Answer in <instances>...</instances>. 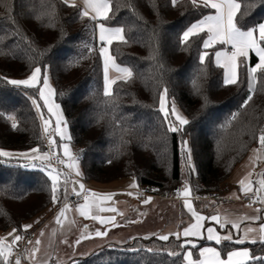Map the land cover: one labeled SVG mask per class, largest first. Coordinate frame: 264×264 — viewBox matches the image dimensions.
<instances>
[{
    "label": "trees",
    "instance_id": "trees-1",
    "mask_svg": "<svg viewBox=\"0 0 264 264\" xmlns=\"http://www.w3.org/2000/svg\"><path fill=\"white\" fill-rule=\"evenodd\" d=\"M237 1L243 13H238L241 28L264 22V0ZM75 4L0 0V149H46L38 110L43 101L40 85L10 81L30 75L36 67H49L83 180L101 186L134 178L139 187L158 195L173 191L189 177L199 196L224 192L233 170L259 145L264 132V71L258 70L255 79L250 73L257 57L241 59L238 83L226 85L224 68L214 58L223 45L203 49L205 33L187 45L181 43L182 33L212 8L202 3L194 7L189 0L175 6L170 0H111L109 18L99 21L124 29L127 43L113 40L110 51L119 65L132 69L133 76L115 80L111 95H105L97 22L82 16L83 6ZM204 51L209 55L201 61ZM164 88L189 121L180 132L168 131L160 110ZM184 141L195 172L183 168ZM59 188V200L53 203L51 178L44 168L0 157V232L15 228L23 237L30 229L23 227L27 220L64 202L62 179ZM205 244L216 245L222 257L241 247L253 257L264 256V243L217 244L202 239L192 247L194 258ZM187 247L174 238L137 236L65 264H187ZM13 261L0 258V264ZM247 264L264 262L253 259Z\"/></svg>",
    "mask_w": 264,
    "mask_h": 264
},
{
    "label": "snow or ice",
    "instance_id": "snow-or-ice-1",
    "mask_svg": "<svg viewBox=\"0 0 264 264\" xmlns=\"http://www.w3.org/2000/svg\"><path fill=\"white\" fill-rule=\"evenodd\" d=\"M62 2L66 6L71 7H77L75 4V0H62ZM173 6H175L179 0H170ZM189 2L194 7H199L200 3H202L205 7H210L215 11L214 15H208L200 19L199 21L191 24L182 33L181 36V43L184 45H187L188 42L193 37L200 36L201 33L207 34V39L203 41L202 47L203 49H208L216 44L221 45H231L232 51L229 54L227 51H217L215 52V62L218 66L226 69L227 75L225 79V84H236L238 83V77H237V67H238V59L240 57L247 58L250 50H255L257 56L259 57V63H257L254 67L250 68V73L253 74V79H255V74L258 70L264 71V23H261L259 25L243 29L238 25V13L243 15L241 13V4L237 2V0H189ZM84 9L82 11V16L84 17H90L92 20H97L98 17H103L104 19H108V13L111 11V0H84ZM99 39L102 42H106L107 44H112L113 40H118L123 43H127L126 37L124 35V29L122 27H117L114 29L106 28L103 23L99 24ZM101 53L104 56L105 59V78L107 80V69L109 62H112L113 65L117 68V71L122 72L124 75L120 77V79L128 80L133 76V72L131 68L128 67H120L118 65L114 64V58L109 55V50L107 47L101 48ZM209 53L207 51H204L201 55L200 59L201 61L204 60L205 57H207ZM40 74L41 69L39 67H36L34 71H32V74L24 80H11L10 83L13 85H26L30 87H36L40 84ZM115 83L114 80H107V86L105 90V95H111V87L112 84ZM44 89L47 90L48 95H45ZM54 90L50 87L47 77L45 76L43 79V89L40 90V96L44 98L45 104L48 106V112L53 113V109L55 108L56 115V128L54 130V133H51L50 135H54L55 133H59L62 138L70 139V137L66 136V130L61 128V124H66V121L63 120L62 115H60L59 112V105H54L51 103V95ZM167 88L163 89V94L160 97V110L163 112L164 118L168 121L167 128L170 132H180L182 131V127L184 125H187L189 121L183 117L176 109L175 104L173 102L171 109L165 107V98L167 97ZM251 96L248 97V100H251ZM35 104L36 101H33ZM246 106V105H245ZM174 117V119L170 118ZM10 119H12L10 117ZM45 125V132L48 131V125L49 120H44ZM14 128L16 127L15 122H13L12 125ZM259 144L261 146H264V132H261L258 137ZM51 144H55V140L52 139L50 141ZM63 147V156L67 157L68 159L72 160L74 157L72 156V153L69 150V145L67 143H64L62 145ZM183 150L187 153L188 159L190 161L191 159V149L187 148V141L183 142ZM39 149L34 148L31 149V153H38ZM55 156V159L60 164H65V160L61 159L59 155H56L55 153L52 154ZM13 156H19V157H27L30 160H44L48 161L52 157L49 155V153H44L42 156L32 155L30 153H13L9 151H5L3 149H0V157H13ZM67 167L69 168H75L76 165L74 163L67 164ZM189 167L191 165L189 164ZM55 173V174H54ZM79 174V173H77ZM48 175L51 178V191H52V200L53 203L58 202L59 196L57 193L60 191L59 185L60 180L59 177L61 175H66L63 172L58 171L57 169L53 168L51 164L48 165ZM249 176H251V173H249ZM246 181H248L246 183ZM67 179L64 181L65 185V198L67 194ZM78 183V182H73ZM240 185L242 186V190L247 193L252 191L251 184L252 182L249 180V177H245L241 181H239ZM260 185L262 188H264V180L260 181ZM79 188L82 190L81 192H77L75 188H73V195L80 196L83 195V199L85 203L78 205L77 210L79 211L81 216L89 217L91 213V209L93 206L98 207L99 206V198L103 196L104 200H108L111 198L113 194H100L96 193L94 191L88 192V194H83L84 185L79 184ZM190 194L189 188L186 186L183 190V195L187 198ZM131 195V193H129ZM151 200V197L146 199L144 203H148ZM185 204L188 208V210L192 213V215L195 217L196 222L191 224L188 228H185L183 230V236L184 237H195L201 235V229L203 227L202 222L206 219L204 216L197 213L190 200L185 199ZM69 209V205L67 203H64L63 208L61 209L57 220L59 222L60 217H63L65 212ZM104 209H100V211H103ZM111 211L116 212L117 210L115 208L111 209ZM91 218L94 220H99L101 224L105 223V219L97 216V215H91ZM211 220L220 222V217L218 216H212L210 217ZM109 221H115V216L109 217ZM225 223H232L230 221L225 220ZM115 226V225H114ZM236 228H239V224H234ZM24 229H28L31 227V225H25L23 226ZM87 227V226H85ZM16 230H13L15 232ZM255 231L254 229H247V232ZM261 232H264V225L261 226L260 229ZM207 236L206 238L208 240L215 241L217 244H219L222 240H232L231 235L223 236L216 234V230L214 228H207L206 229ZM246 232V234H247ZM8 235L13 236V239L11 243L7 242L6 238H0V258H2L5 262L9 261V257L12 256V247L16 242L20 241L22 239L19 235H13V233H9ZM107 235V231L100 232L96 231L95 236H105ZM177 235V238H179V234ZM91 238V236H82V239ZM161 240H168L169 236L164 235L160 237ZM81 241L77 240L76 243L79 244ZM238 243H243V240L236 241ZM252 243H264V238H261L259 241L253 240ZM29 243H32L29 241ZM36 248L35 251H39V241L36 242ZM191 241H186V244H190ZM149 252H151V249H148ZM169 255H177L176 253H169ZM200 255L204 257L202 261H200V264H247L248 261H251L253 259H257L261 262H264V256L262 257H253L249 250H237L227 253V259L221 258V253L216 248H203L200 252ZM192 253L189 251L187 253V261L188 264H195V262L192 260ZM15 264H20V259L16 258Z\"/></svg>",
    "mask_w": 264,
    "mask_h": 264
},
{
    "label": "rangeland",
    "instance_id": "rangeland-1",
    "mask_svg": "<svg viewBox=\"0 0 264 264\" xmlns=\"http://www.w3.org/2000/svg\"><path fill=\"white\" fill-rule=\"evenodd\" d=\"M99 46L107 47L109 50V55L113 57L110 51L109 44L105 42L103 45L99 44ZM103 60H104V67H105L104 56H103ZM114 64L120 67H127V66L119 65L115 61V59H114ZM40 69H41L40 84H39L40 90L43 89V79L46 76L50 87L54 90L51 95V103L54 105H58V103L55 100V89H54V83L51 77L50 69L49 67H46L45 69H42V68ZM114 69H117V68L113 65L112 62H109L108 69H107V80L115 81L124 75L122 72H119L118 74H114L115 73ZM111 72H112V76H111ZM30 75L26 77H22V78H12V80H24V79H27ZM107 80L105 78V87L107 86ZM111 90H112V87H111ZM44 91H45V95L47 96L48 95L47 90L44 89ZM42 99H43L42 104L38 103V110H39V113L41 114L42 125L45 126L44 120H49V125L53 124L56 127V124H55L56 115L53 114L55 113L56 110L54 108L53 113H49L48 106L45 104L43 97ZM172 104L173 102L170 101L167 95V97L165 98V107L169 108L170 110ZM175 107L177 111L183 117L186 118V116L182 113V111L176 105ZM59 112H60V115H62L63 120L66 121L61 108H59ZM170 118L174 119V117H170ZM61 128L66 130V136L69 137V130H68L67 122L66 124L62 123ZM52 139L55 140V143L60 144L61 153L58 155H61L62 159L65 160V165H66L65 169H57V170L66 174V175H61L59 177V180L62 179L65 181V179H67L68 181L67 183V193L68 194L65 198L66 200L67 198L71 197V195H73V188H75L76 191L79 189L80 181L82 182V184H84V180L82 177V165L79 160L77 152L74 150V148L68 141L69 139L62 138L59 133H57ZM52 139H50V141ZM64 143H67L69 145V150L72 153V156L74 157V159L70 160L67 157L63 156L62 145ZM34 148H38L39 152L31 153V149H34ZM31 149L22 150V151L9 150V149H3V150L13 152V153H30L32 155H37V156H42L44 153H48L46 149L41 150L39 147H33ZM253 150L254 149H252L251 153L253 152ZM251 153L249 154V156L251 155ZM13 157L20 158L29 167H41V168H44L47 172H48V165L51 164L52 166L51 160H48V161L39 160V159L30 160L27 157H19V156H13ZM190 161L192 164V169L195 172V164H194V160L192 156H191ZM69 163H74L76 167L75 168L67 167V164ZM241 168H242V165L240 164H238L235 167V169L233 170L231 176L229 177L227 181L226 189L224 190V192L219 193L220 195L218 199H213V200L201 199L202 201H199V202L191 201L194 210L206 218L205 224L207 225V227H208V224L210 226H215V222L211 220L210 217L214 215L220 217V221H221L220 223L222 226V229L220 231L224 232L226 236L227 235L233 236V231H236L237 233L239 232V228L241 226L240 221L242 217L245 216L244 212L240 210V208L241 209L243 208V203L237 202L236 200L234 201L230 200L231 193H238V188L233 179L235 177V174L239 170H241ZM74 181L78 183L74 184L73 183ZM121 181H118V182H121ZM115 183L116 182L112 184H115ZM112 184H109V185L112 186ZM101 186H104V185H101ZM187 187L189 188V191L191 193V188L189 186ZM95 189H96L95 190L96 193L99 192L98 188H95ZM256 194L258 197H260L259 192H256ZM140 198L141 200H146L145 198H142V197ZM233 199H235V197H233ZM138 201L139 200H135V202L139 203ZM168 201H170V205L166 206L164 209L160 211H156V212L154 211L153 213L149 214L147 211L145 212V209H142V208L136 209L134 206H131L133 204L132 202H127L123 198H118L116 200H112V202L115 203V207L117 210L115 214H110V213L100 211V205H104V204L99 202L98 207L96 206L92 207L89 217L81 216L79 211L77 210L78 205H74L73 207H69V209L65 212L63 217H60L59 222L57 220V217L61 209L63 208V206L62 204L61 205L54 204L55 207L53 208V210L48 209L38 214L34 218L27 220L24 223V226L31 225L30 229L26 230L25 232L26 233L27 231L30 232L29 241H31L32 243H29L27 254L25 256H21L17 258L20 259V264H65L72 259L81 258L87 255H90L92 252H94L96 249L100 247H103L106 245H112L115 243H124L129 239H133L134 237L144 236L146 235V230H149L155 225L161 227L162 225H165V224L167 225V224H172V223L174 224L179 223V220L182 218L183 220H185L184 223L181 224L183 225L182 227L188 228L191 224L196 222L195 217L188 210L187 206L184 207L186 211V214H184L185 215L184 217L183 216L184 211H182V208H180V205L177 204L178 201L177 200H168ZM91 215H97L105 219V223L101 224L99 220L92 219ZM112 216H115L114 222L108 220V218ZM225 220L230 221L232 223H230L229 225V223H225ZM234 224H239V228H236ZM13 230H16V229L10 228L8 230L1 231L0 238H6L7 242L11 243L13 236L8 235L9 233H13V235L21 236L18 230H16L15 232H13ZM107 230H108L107 235L95 236L96 231L104 232ZM82 236H91V238L82 239ZM206 236L207 235L205 234L202 237L206 238ZM37 240L40 242L38 246L39 251H35V248H36L35 242ZM77 240H80L81 242L77 244L76 243ZM20 241L16 242V244L14 245H17ZM200 241L201 240L195 239L192 244L190 243L192 246L188 244V247L185 250L186 251L185 255L189 251L192 253V247L198 244ZM222 241H226V240H222ZM183 245H187V244L183 243ZM205 246L206 245L200 246L199 248L201 249L200 251H202L203 247ZM191 258L195 262V264H200V261L204 259V258H193V253H192ZM9 259L14 260L12 264H15L16 258L13 255L9 257ZM186 261H187V258H186ZM187 264H188V261H187Z\"/></svg>",
    "mask_w": 264,
    "mask_h": 264
},
{
    "label": "crops",
    "instance_id": "crops-1",
    "mask_svg": "<svg viewBox=\"0 0 264 264\" xmlns=\"http://www.w3.org/2000/svg\"><path fill=\"white\" fill-rule=\"evenodd\" d=\"M238 2V1H237ZM71 3V0H70ZM75 3H79L83 6L84 8V0H75ZM239 3V2H238ZM215 11L213 9V11L205 16L208 15H214ZM203 16V17H205ZM202 17V18H203ZM103 18V17H98L96 22H97V31H98V39H99V24L101 23L99 20ZM200 18V19H202ZM199 19V20H200ZM197 20V21H199ZM195 21V22H197ZM194 22V23H195ZM264 23V22H263ZM106 27V26H105ZM108 28V27H106ZM117 28V27H114ZM114 28H109V29H114ZM207 39V37H206ZM115 40V39H114ZM99 43L100 44H104L105 42L100 41L99 39ZM217 45V44H216ZM215 46V45H214ZM213 47V46H212ZM211 48V47H210ZM209 49V48H208ZM217 51H227L229 54L232 51V47L231 45H223V47H221L220 49H217ZM208 52V51H207ZM203 54V53H202ZM255 55L257 57V63H259V57L257 56L255 50H250L248 57L244 58V57H240L238 59V67H239V61L241 59H245L247 62H249L251 60V57ZM215 58V55H214ZM257 63H255L252 67H254ZM238 67H237V77H238ZM115 73L114 74H118L119 71L117 72V69H114ZM225 71V75H224V80L226 79V75H227V71L226 69H224ZM111 76H112V72H111ZM118 78V77H117ZM253 150V152L251 153V151ZM59 151H60V145H59ZM61 153V151H60ZM251 153V155L249 156V154ZM249 156V157H248ZM250 158V159H249ZM240 165H242L241 170H239L234 177V181L235 184L238 188V193H231V201L236 200L237 202H242L243 203V208L240 210L242 212H244L245 216L242 217L241 221H240V228H239V232L237 233L236 231H233V236H232V240L238 241V240H243V243L245 242H251L253 240L259 241L261 238H264V232H261V226L264 225V188L261 187L260 185V181L264 180V146L256 145L254 147L251 148V150L248 152V154L246 155L245 159L242 160L240 163ZM65 165V164H64ZM66 166V165H65ZM67 168V167H66ZM249 173H251V176H249ZM245 177H249V180L252 182L251 187L252 190L254 192H259L260 193V202L261 205L258 208H253V207H248L245 206L242 198L243 195L245 194V192L242 190V186L240 185L239 181H241L242 179H244ZM248 181H246L247 183ZM80 184H82V182L80 181ZM99 189L100 194H108L111 193L113 194L111 196L110 199L108 200H104L103 196H101L99 198V202L104 204V205H100V209H104L103 212L106 213H110V214H115L116 212L111 211V209L115 208V203L112 202V200H116L118 198H123L125 201L127 202H132L133 204L131 206H134L136 209H145V212L147 211L149 214L153 213L154 211H160L162 209H164L166 206L170 205V201H168L169 199L166 198H162V197H151V200L148 203H143L145 200H141L140 195L137 191V189L139 188L138 183L136 182V180L134 178H130V179H125L122 180L121 182H116L115 184H112V186H96ZM81 189L79 188L77 190V192H80ZM129 193H131V195H129ZM193 190L191 189V193L189 194V196L186 198L183 194V191L180 194L179 199H176L178 202L177 204L180 205V208H182V211H184L183 216L185 217L184 214H186L185 211V199L190 200V201H202L201 199H195L192 197L193 195ZM73 196V195H71ZM233 197H235V199H233ZM237 198V199H236ZM148 199V198H145ZM164 199V200H163ZM135 200H139L137 202H135ZM85 203V202H84ZM83 204V203H81ZM76 205H80V204H76ZM73 207V206H71ZM181 218L179 220V223H172V224H165L160 226H153L152 228H150L149 230H146V235H144V237H151V236H156L157 238H160L161 236L164 235H168L170 240L171 238H174L176 240H180V242L183 244H186V241H191V244L194 242L195 239L198 240H208L207 238L202 237L203 235H207L206 229L211 227L214 228L216 230V234L220 235L221 237L226 236V234H224V232L220 231L222 229L221 226V221L218 223L216 221L215 222V226H210L208 224H205L206 219L202 222L203 227L201 229V235L200 236H195V237H184L183 236V230L185 229L184 227H182L183 225H181L182 223H184L185 220H183ZM220 224V225H219ZM230 225V223H229ZM165 226V227H163ZM247 229H254L255 231L252 232H247ZM247 232V234H246ZM204 233V234H202ZM175 234H179V238H177V235ZM166 240V241H168ZM165 241V240H164ZM212 241V240H211ZM215 242V241H214ZM190 244V245H191ZM188 245V244H187ZM206 247H211V248H216L218 251L219 249L217 248L216 245L214 244H205ZM192 246V245H191ZM248 248L246 247H241L232 251H237V250H244ZM201 249H199V253ZM230 251V252H232ZM187 256V254L185 255ZM187 258V257H186ZM194 258V257H193ZM199 258H204L201 255H199ZM222 259H227L226 257H222Z\"/></svg>",
    "mask_w": 264,
    "mask_h": 264
},
{
    "label": "built area",
    "instance_id": "built-area-1",
    "mask_svg": "<svg viewBox=\"0 0 264 264\" xmlns=\"http://www.w3.org/2000/svg\"><path fill=\"white\" fill-rule=\"evenodd\" d=\"M180 1H182V0H179V2ZM102 47L103 46H99L98 49L101 50ZM55 128L56 127L53 124L48 125V131L45 132V130H44L45 126H42V135H43V139L45 142V148L48 151V153L50 154V156L52 157L50 159L52 162V166L56 169H65V165L60 164L55 159V156L52 155L53 153H55L56 155L60 154L58 143H55V144L50 143V139H52L57 134V133H55L54 135H50L51 133H54ZM180 155L183 158V168L185 170H190L192 168V164H191V161H189V159H188L187 153L183 150V144L181 146ZM59 156L62 159V156L61 155H59ZM189 164L191 165V167H189ZM83 185H84L83 194H88V192H90V191L95 192V190H96L95 188H97L96 186H94L93 184H91L90 182L85 181V180H84ZM186 186H189L191 188V183H190L189 177L184 179L181 184L177 185V187L173 191L166 192L165 194H158L157 195V194H154V193L150 192L149 190L142 188V187H139L137 189V191H138L140 197H142V198L163 197V198H167L169 200H176V199H179L181 192L185 189ZM219 195H220L219 192L209 191L204 196H199L196 193H193L192 197L195 199L213 200V199H218ZM242 200H243L245 206H248V207L258 208L261 205L260 198L257 196L256 192H254L253 190L245 193L243 195ZM84 202L85 201L83 199V195H80V196L73 195V196L67 198L62 203V206H64V203H67L69 205V207H71V206H74L76 204H81ZM29 238H30V233H26L17 245H13L12 255L15 258L25 256L27 254L28 247H29Z\"/></svg>",
    "mask_w": 264,
    "mask_h": 264
},
{
    "label": "water",
    "instance_id": "water-1",
    "mask_svg": "<svg viewBox=\"0 0 264 264\" xmlns=\"http://www.w3.org/2000/svg\"><path fill=\"white\" fill-rule=\"evenodd\" d=\"M107 232H108V230H107Z\"/></svg>",
    "mask_w": 264,
    "mask_h": 264
}]
</instances>
